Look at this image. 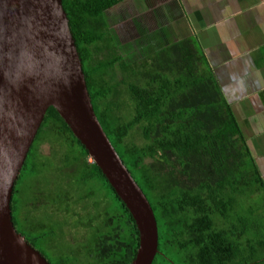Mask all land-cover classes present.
<instances>
[{
    "label": "trees",
    "instance_id": "obj_1",
    "mask_svg": "<svg viewBox=\"0 0 264 264\" xmlns=\"http://www.w3.org/2000/svg\"><path fill=\"white\" fill-rule=\"evenodd\" d=\"M61 1L94 113L153 210L151 264H264V182L203 57L174 44L132 58L102 30L113 0ZM54 142L58 153L45 156L41 146ZM10 209L17 232L50 264L135 256L131 214L51 106Z\"/></svg>",
    "mask_w": 264,
    "mask_h": 264
},
{
    "label": "water",
    "instance_id": "obj_2",
    "mask_svg": "<svg viewBox=\"0 0 264 264\" xmlns=\"http://www.w3.org/2000/svg\"><path fill=\"white\" fill-rule=\"evenodd\" d=\"M50 106L131 214L138 247L130 264H151L158 246L153 210L94 113L61 0H0V264H50L17 232L10 209Z\"/></svg>",
    "mask_w": 264,
    "mask_h": 264
},
{
    "label": "crops",
    "instance_id": "obj_3",
    "mask_svg": "<svg viewBox=\"0 0 264 264\" xmlns=\"http://www.w3.org/2000/svg\"><path fill=\"white\" fill-rule=\"evenodd\" d=\"M99 18L137 53L198 52L264 182V0H113Z\"/></svg>",
    "mask_w": 264,
    "mask_h": 264
},
{
    "label": "rangeland",
    "instance_id": "obj_4",
    "mask_svg": "<svg viewBox=\"0 0 264 264\" xmlns=\"http://www.w3.org/2000/svg\"><path fill=\"white\" fill-rule=\"evenodd\" d=\"M109 31V30H108ZM112 31H109V33H111ZM123 41H126L125 39H123ZM119 47V45H117ZM120 51L122 53H127L126 51L130 52L131 55H132V58H137V51H135L134 48L132 47H123L120 45ZM58 150H59V147L57 146V143H46L44 145L41 146V152L45 155V156H48V157H51L52 154L54 153V151H56V154L58 153ZM78 229H76L74 231V235H78Z\"/></svg>",
    "mask_w": 264,
    "mask_h": 264
}]
</instances>
